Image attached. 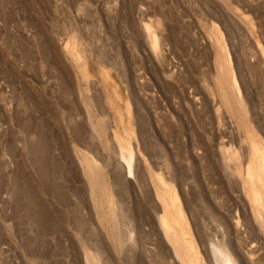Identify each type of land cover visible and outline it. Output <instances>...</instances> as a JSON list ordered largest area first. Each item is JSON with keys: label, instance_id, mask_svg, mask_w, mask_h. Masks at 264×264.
<instances>
[{"label": "rangeland", "instance_id": "rangeland-1", "mask_svg": "<svg viewBox=\"0 0 264 264\" xmlns=\"http://www.w3.org/2000/svg\"><path fill=\"white\" fill-rule=\"evenodd\" d=\"M209 239L264 264V0H0V264H207Z\"/></svg>", "mask_w": 264, "mask_h": 264}, {"label": "bare ground", "instance_id": "bare-ground-1", "mask_svg": "<svg viewBox=\"0 0 264 264\" xmlns=\"http://www.w3.org/2000/svg\"><path fill=\"white\" fill-rule=\"evenodd\" d=\"M150 39H151L150 40L151 48L156 53L159 48L158 39L154 34L151 35ZM66 48L70 49L72 55H74L76 58L77 67L79 68L80 72L86 76V74L82 72L83 71L82 56L76 52L77 42L75 41V39H71L69 42H67ZM90 83L93 86H95V88L97 89L95 82L91 81ZM121 140H120L121 142H120V150H119L120 159L124 162L126 169L128 170V174L131 175L133 174V166H132L133 165L132 160L134 159L133 152L131 150L129 143L127 141H124L123 139ZM161 181L164 185L167 184L166 182L163 181V179H161ZM258 207H259L258 209H260V207L262 206L259 205ZM167 234L168 237H170V240L175 244V246H176V242L181 241V238L172 237V233L171 236H170V232H167ZM182 241L184 242L183 239ZM204 247L207 248L205 253L208 262L207 264H238V261L234 256L233 250L225 243H219L217 240L209 239L208 243L204 245ZM196 263L201 264L198 257Z\"/></svg>", "mask_w": 264, "mask_h": 264}]
</instances>
